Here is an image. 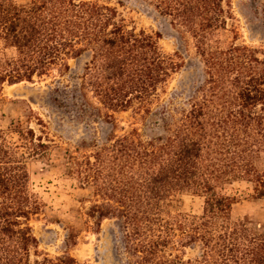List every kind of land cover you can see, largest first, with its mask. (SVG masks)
Instances as JSON below:
<instances>
[{
	"label": "trees",
	"instance_id": "1",
	"mask_svg": "<svg viewBox=\"0 0 264 264\" xmlns=\"http://www.w3.org/2000/svg\"><path fill=\"white\" fill-rule=\"evenodd\" d=\"M144 1L193 41L203 78L186 102L160 99L179 64L161 53L159 35L128 28L100 0H0V43L13 50L0 53V87L64 76L70 60L89 53L72 90L74 116L86 118L98 104L161 130L149 136L132 126L82 142L78 157L69 156L72 177L92 191L85 216L97 228L117 224L122 264H264V234L231 219L236 197L225 192L244 181L251 199H264V170L255 163L264 154V45L236 43L231 24L234 42L221 46L218 34L235 21L231 0ZM246 2L264 18V0ZM62 89L69 87L51 94ZM11 130V146L0 131V264H81L68 253H38L29 221L44 203L24 160L48 145L20 120ZM183 195L202 201L199 213L170 209ZM64 242L74 244V235Z\"/></svg>",
	"mask_w": 264,
	"mask_h": 264
},
{
	"label": "rangeland",
	"instance_id": "2",
	"mask_svg": "<svg viewBox=\"0 0 264 264\" xmlns=\"http://www.w3.org/2000/svg\"><path fill=\"white\" fill-rule=\"evenodd\" d=\"M31 0H14L18 5H27ZM117 10L128 28L144 31L150 35H159L158 47L163 55L173 57L179 64L178 69L159 96L162 103L175 97L177 102H186L203 78L202 65L195 51L193 41L184 35L178 27L170 24L151 3L144 0H100ZM232 14L235 21H228L227 31H221L218 39L222 47L237 41L253 46L264 45V18L255 16L246 0H231ZM0 53L7 57L13 50L5 49L0 43ZM90 60L89 53L69 61L70 71L64 76L52 73L50 77L35 78L25 82L0 87V131L11 144L17 143V136L12 132V124L20 120L29 126L36 136H40L48 147L42 157H26L24 164L29 175V184L41 197L42 211L29 221L32 234L37 240L39 254L50 256L68 253L81 264H122L119 254V233L114 220L102 221L99 228L85 216V209L91 199V188L80 187L70 173L69 156L78 157L77 149L82 142L99 143L115 132L121 134L132 126H137L149 135H157L160 129L150 120L142 125L134 115L112 113L98 104L96 109L83 119L73 113L72 90L79 83L83 68ZM68 86L57 95L51 90L57 86ZM64 88V87H62ZM57 99V101L54 100ZM19 101V102H18ZM28 107L33 116L26 123ZM36 117V118H35ZM41 119L46 129L37 123ZM49 141V142H48ZM19 150L18 153H23ZM258 170H264V154L255 160ZM225 192L236 197L230 217L241 220L249 227L264 234V199H251V185L236 181L225 187ZM202 201L187 195L176 197L170 209L182 213H199ZM74 235V244L67 246L66 235ZM191 255V253H189Z\"/></svg>",
	"mask_w": 264,
	"mask_h": 264
}]
</instances>
